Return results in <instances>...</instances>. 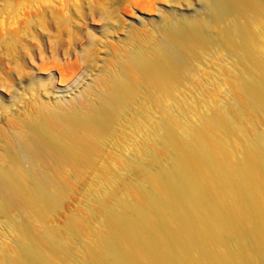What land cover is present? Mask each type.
Listing matches in <instances>:
<instances>
[{
  "label": "bare ground",
  "instance_id": "bare-ground-1",
  "mask_svg": "<svg viewBox=\"0 0 264 264\" xmlns=\"http://www.w3.org/2000/svg\"><path fill=\"white\" fill-rule=\"evenodd\" d=\"M201 1L205 16L163 18L151 41L134 40L73 100L26 104L3 131L0 217L17 248L0 264H264V131L251 118L264 115V0ZM93 43L39 51V69L59 74L58 93L94 68ZM12 44L21 53V40ZM218 46L237 59L239 95L184 124L192 102L176 94ZM53 85L28 83L34 93ZM122 126L126 145L109 151ZM89 169L104 178L89 205L95 222L73 218L58 233L49 222L69 178ZM89 245L92 256L77 251Z\"/></svg>",
  "mask_w": 264,
  "mask_h": 264
},
{
  "label": "rangeland",
  "instance_id": "rangeland-1",
  "mask_svg": "<svg viewBox=\"0 0 264 264\" xmlns=\"http://www.w3.org/2000/svg\"><path fill=\"white\" fill-rule=\"evenodd\" d=\"M205 12L201 0H0V155L3 154L4 147L3 131L10 132L11 122L26 115V104L41 101L55 104L61 100H73L84 87L97 81L104 68L116 62L118 55L128 52L134 40L141 44L151 41L154 28L162 23L163 18L174 14L178 20H182L205 16ZM217 32L218 30L214 31ZM13 37L21 40V53L18 50L15 55ZM90 38L94 41V68L81 70V77L77 79L76 87L71 93H58L61 88L57 84L59 74L55 70L47 73L39 69V51H48L51 45L58 49L70 47L73 50L75 46L90 47ZM17 56L19 57L16 59ZM76 59L74 57L73 62ZM236 60L228 58L225 48L218 46L196 64L193 82H187L176 94L179 99L186 98L189 103L192 102L186 104L191 117L184 119V124L187 120L197 123L198 116L207 112L208 107L224 105L211 103H230L239 95L232 80L238 73L234 69ZM19 69L23 72L22 76L19 75ZM32 78L40 79L50 86L51 81L54 82L53 91L34 93L28 87ZM216 78L222 80L214 83ZM141 84L146 87L144 83ZM167 103L164 104L166 108L176 106L172 101ZM232 103L229 106L233 111L235 104ZM149 105L152 109L151 116L156 119V108L154 104ZM251 118L264 131V115ZM124 131L125 127L122 126L111 141L109 151L126 145L123 140ZM144 132V125L141 124L140 129L135 130V135ZM150 145L160 149L159 146ZM230 149L234 153L241 151L240 142L233 144ZM163 153L165 155L166 150ZM100 173L99 169L80 170L79 175L74 172V178H69L70 192L49 222L58 233H63L73 218L81 219L84 223L95 222L89 212V205L93 196L104 187V178L99 176ZM133 177L130 176L131 179ZM14 240L15 236L5 229V219L0 217V259L3 258L4 249L17 248ZM77 251L92 256L90 245L86 252L78 247Z\"/></svg>",
  "mask_w": 264,
  "mask_h": 264
}]
</instances>
